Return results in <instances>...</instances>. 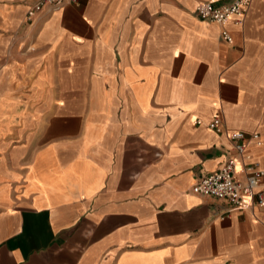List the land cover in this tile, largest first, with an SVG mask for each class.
Listing matches in <instances>:
<instances>
[{
    "label": "crops",
    "instance_id": "0c3cea01",
    "mask_svg": "<svg viewBox=\"0 0 264 264\" xmlns=\"http://www.w3.org/2000/svg\"><path fill=\"white\" fill-rule=\"evenodd\" d=\"M0 0V264H264V207L191 191L258 133L264 0ZM195 120L200 124L196 125Z\"/></svg>",
    "mask_w": 264,
    "mask_h": 264
},
{
    "label": "built area",
    "instance_id": "2783aa9c",
    "mask_svg": "<svg viewBox=\"0 0 264 264\" xmlns=\"http://www.w3.org/2000/svg\"><path fill=\"white\" fill-rule=\"evenodd\" d=\"M75 3L77 0H70ZM66 0H37L27 10V19L35 14L47 10H59ZM251 0H231L224 6L214 1L198 2L194 8L197 17L214 22L222 27L221 35L227 42L231 36L225 29L228 23L240 25L245 17ZM196 125L200 124L195 120ZM207 128L217 134H225L230 142L224 162L215 171L202 175L192 186L191 191L202 196H209L224 201L229 206V212L242 211L254 206L264 207V170L253 161L248 147L252 142L261 146L262 141L258 133L250 135L242 131H228L224 129L222 119L214 117Z\"/></svg>",
    "mask_w": 264,
    "mask_h": 264
}]
</instances>
